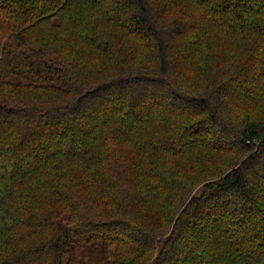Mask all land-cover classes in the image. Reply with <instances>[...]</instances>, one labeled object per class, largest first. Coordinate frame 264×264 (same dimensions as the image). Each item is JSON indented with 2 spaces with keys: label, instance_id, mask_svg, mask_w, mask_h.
I'll use <instances>...</instances> for the list:
<instances>
[{
  "label": "trees",
  "instance_id": "trees-1",
  "mask_svg": "<svg viewBox=\"0 0 264 264\" xmlns=\"http://www.w3.org/2000/svg\"><path fill=\"white\" fill-rule=\"evenodd\" d=\"M0 264H264V0H0Z\"/></svg>",
  "mask_w": 264,
  "mask_h": 264
}]
</instances>
